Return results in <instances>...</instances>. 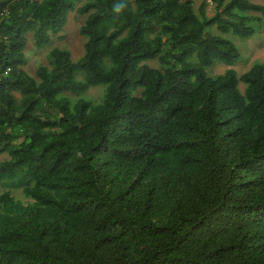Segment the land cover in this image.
Instances as JSON below:
<instances>
[{
	"label": "trees",
	"instance_id": "1",
	"mask_svg": "<svg viewBox=\"0 0 264 264\" xmlns=\"http://www.w3.org/2000/svg\"><path fill=\"white\" fill-rule=\"evenodd\" d=\"M208 1L0 0V264H264V4Z\"/></svg>",
	"mask_w": 264,
	"mask_h": 264
},
{
	"label": "rangeland",
	"instance_id": "2",
	"mask_svg": "<svg viewBox=\"0 0 264 264\" xmlns=\"http://www.w3.org/2000/svg\"><path fill=\"white\" fill-rule=\"evenodd\" d=\"M197 1L199 2L201 0ZM210 1L211 0H209L208 2ZM252 1L255 2V0ZM259 3L264 4V1L259 0ZM212 5L213 3L210 2L209 6L207 7V12L210 15H213L214 13ZM83 20L84 18L79 16L77 12H72L68 17V22L64 31L57 36H51V41L49 44L38 47L31 39L26 50L28 62L25 66V70L31 76H34L36 69L40 65L47 63L48 53L53 48L67 49L71 52L74 61L79 60L84 55L85 38L80 34V28L82 26ZM253 26L256 28V33L252 38H236L233 35H226V38L234 42L242 54L240 62L234 67L239 76L248 71L255 62L259 61L264 63V30H262L263 25L262 23H255ZM214 29L215 28L209 30L212 31ZM225 69V65L218 64L214 68H212L210 72L212 73V75H221L223 74ZM241 89H244L243 84H241ZM102 93V88H95L91 90L90 95L94 98H98L102 96ZM6 158L7 155L0 156V162L4 161ZM2 192L3 189L0 187V194Z\"/></svg>",
	"mask_w": 264,
	"mask_h": 264
}]
</instances>
